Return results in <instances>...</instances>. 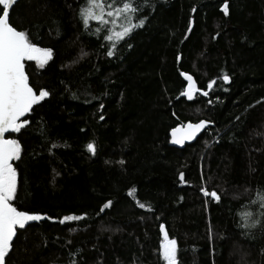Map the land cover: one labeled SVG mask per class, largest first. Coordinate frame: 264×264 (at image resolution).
<instances>
[{"label":"trees","instance_id":"16d2710c","mask_svg":"<svg viewBox=\"0 0 264 264\" xmlns=\"http://www.w3.org/2000/svg\"><path fill=\"white\" fill-rule=\"evenodd\" d=\"M227 2L225 16L224 0H136L145 24L108 57L97 22L86 30L78 16L86 0H17L10 23L53 55L43 68L25 61L50 96L8 135L21 145L13 203L52 219L18 231L8 264H165L162 223L178 264H264V0ZM182 72L202 89L215 81L209 95L181 96ZM201 118L212 126L194 142L168 145L172 128ZM245 211L261 223L243 229Z\"/></svg>","mask_w":264,"mask_h":264},{"label":"snow or ice","instance_id":"6c2138e0","mask_svg":"<svg viewBox=\"0 0 264 264\" xmlns=\"http://www.w3.org/2000/svg\"><path fill=\"white\" fill-rule=\"evenodd\" d=\"M16 0H0V264H8L10 253L14 247V239L18 236L19 230H25L30 222H39L45 219H52L38 213H29L25 210H18L19 206L14 205L18 192V173L13 166V161L20 159L21 145L17 139H7L5 134L21 133L30 123L25 118L33 111L35 105L40 104L50 93L47 90H39L38 94L29 84V76L26 74L25 61H35L43 68L52 59V49L41 48L32 43L25 30H18L10 23V10ZM196 9H193L195 11ZM141 7L136 0H86V5L79 9L78 16L83 27L87 30L90 22L95 21L101 27L95 29L96 34L102 30L106 31L103 39L108 41L111 47L107 56L112 57V49L129 37L137 28L145 24L144 18L137 17ZM222 11L225 16L229 15V4L224 0ZM138 19V22H136ZM191 21L189 29L191 31ZM215 39V37H213ZM87 55V53H82ZM180 57H177L179 60ZM187 82L185 90L181 93L188 100H193L197 93L207 97L209 91L198 88L192 75L181 73ZM229 76H223V80L229 82ZM215 81L207 84V89H213ZM211 103V101H209ZM103 105H101V108ZM24 118V119H22ZM100 119L104 117L101 115ZM239 119V117H237ZM208 121L201 120L198 123H188L180 128L172 130L173 143H183L184 140L194 139L198 133L204 130ZM179 134V135H178ZM88 152L95 154L96 148L93 143L87 145ZM123 163V161H121ZM181 182L184 181V174H180ZM204 196H210L219 200L220 197L215 191L208 192L201 189ZM129 195H132L130 192ZM109 200L99 208V213H104L112 206ZM138 203L140 208H145L144 203ZM256 203L264 208V191H262ZM264 215V213H262ZM87 213L64 216L59 223L65 224L68 221L83 220ZM241 227L251 230L257 227L261 221L250 211L242 214ZM162 239L159 245L160 256L165 264H178V242L169 238L165 226L160 225ZM71 264H76L72 261Z\"/></svg>","mask_w":264,"mask_h":264},{"label":"bare ground","instance_id":"6f19581e","mask_svg":"<svg viewBox=\"0 0 264 264\" xmlns=\"http://www.w3.org/2000/svg\"><path fill=\"white\" fill-rule=\"evenodd\" d=\"M85 5H86V3L84 4V6H85ZM110 47H111V45L109 44V45H108V50H109ZM183 73H184V72H183ZM225 75L228 76V73H223V74L221 73V74H220V78H219V80H220V82H221V87H222V89H223V88H224V89H228V84L231 82V78L229 79V82H227V83L223 80V76H225ZM181 77H182V79L184 80L183 76H181ZM193 78H194V80L196 81V79H195L194 76H193ZM184 81H185V80H184ZM196 83H197V81H196ZM186 85H187V82L185 81V86H184L183 91L185 90ZM197 86H198V83H197ZM206 87H207V86H206ZM198 88H200V87L198 86ZM200 89H201V90H207V91H209V89H207V88H206V89H202V88H200ZM183 91H182V92H183ZM182 92H181V93H182ZM196 95H201V94L197 93ZM196 95H195V96H196ZM181 96H182V95H181ZM183 97H184V96H183ZM185 98H186V97H185ZM201 120L208 121V120L205 119V118H201V119H199V120H197V121H188V122H190V123H197V122H199V121H201ZM209 122H210V121H209ZM179 125H180V124H179ZM177 126H178V125H177ZM177 126H175V127H177ZM210 126H212V125H210ZM175 127H174V128H175ZM174 128H172V129H174ZM172 129H171V130H172ZM171 130H170V131H171ZM170 131H169V132H170ZM199 135H200V134H199ZM199 135H198V136H199ZM198 136H197V137H198ZM169 139H170V136H169V133H168V145H169ZM196 139H197V138H195V140H196ZM195 140H194V141H195ZM194 141H193V142H194ZM191 143H192V142H191ZM191 143H186L185 145H187V144H191ZM185 145H184V146H185ZM169 146H170V145H169ZM172 147H175V146H172ZM175 148H178V147H175ZM182 148H183V147H182ZM179 149H181V148H179ZM203 189H205V188L203 187ZM205 190H207L209 193L211 192V191H209V189H205ZM162 224H163V223H162ZM163 225H164V224H163ZM164 226H165V225H164ZM159 231H160V227H159ZM160 233H161V232H160ZM161 235H162V234H161Z\"/></svg>","mask_w":264,"mask_h":264},{"label":"water","instance_id":"95a60500","mask_svg":"<svg viewBox=\"0 0 264 264\" xmlns=\"http://www.w3.org/2000/svg\"><path fill=\"white\" fill-rule=\"evenodd\" d=\"M16 2H17V0H16ZM15 2V3H16ZM14 3V4H15ZM2 7V6H1ZM11 11V10H10ZM2 14V13H1ZM190 75V74H189ZM31 86V85H30ZM31 87H33V86H31ZM34 89V88H33ZM34 91H35V89H34ZM36 92V91H35ZM28 115V114H27ZM22 119H24V118H22ZM209 122V121H208ZM188 123H190V122H186V123H184V124H180V125H178L177 127H175V128H180V127H182V126H185V125H187ZM198 123V122H197ZM193 124H195V123H193ZM210 125H212V123L210 122V123H208L207 124V126H206V128L208 127V126H210ZM174 128V129H175ZM205 128V129H206ZM204 129V130H205ZM173 130V129H172ZM172 130L169 132V136H170V139H169V145L170 146H175V147H178V148H182V147H184V145L186 144V143H191V142H193L194 140H195V138H197V136L199 135V134H201L204 130H202L200 133H198L197 134V136L194 138V139H192V140H184L183 141V143H180V144H177V143H173L172 141H173V136H172ZM10 134V133H9ZM6 135L7 134H5V138H6ZM179 135V134H178ZM7 139H11V138H7Z\"/></svg>","mask_w":264,"mask_h":264},{"label":"rangeland","instance_id":"374dc122","mask_svg":"<svg viewBox=\"0 0 264 264\" xmlns=\"http://www.w3.org/2000/svg\"><path fill=\"white\" fill-rule=\"evenodd\" d=\"M97 27H101V26L97 24L96 28H97ZM96 28H95V29H96ZM101 33L105 35V34H106V31L102 30ZM8 135H9V134L6 135V138H8Z\"/></svg>","mask_w":264,"mask_h":264}]
</instances>
